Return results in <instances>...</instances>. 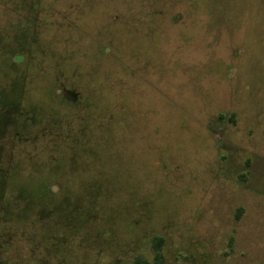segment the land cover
Here are the masks:
<instances>
[{
  "label": "rangeland",
  "instance_id": "obj_1",
  "mask_svg": "<svg viewBox=\"0 0 264 264\" xmlns=\"http://www.w3.org/2000/svg\"><path fill=\"white\" fill-rule=\"evenodd\" d=\"M156 239L264 264V0H0V264Z\"/></svg>",
  "mask_w": 264,
  "mask_h": 264
},
{
  "label": "trees",
  "instance_id": "obj_2",
  "mask_svg": "<svg viewBox=\"0 0 264 264\" xmlns=\"http://www.w3.org/2000/svg\"><path fill=\"white\" fill-rule=\"evenodd\" d=\"M46 192H49L48 187L46 188ZM161 239H156L154 241V252L153 255L151 257V260L148 261L147 259H143L141 257H137L133 264H163V257L162 254L160 252L161 250Z\"/></svg>",
  "mask_w": 264,
  "mask_h": 264
}]
</instances>
